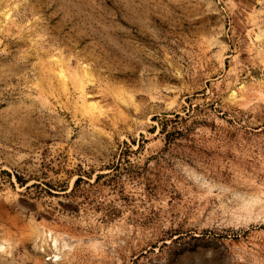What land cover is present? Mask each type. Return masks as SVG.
Listing matches in <instances>:
<instances>
[{
	"label": "rangeland",
	"instance_id": "1",
	"mask_svg": "<svg viewBox=\"0 0 264 264\" xmlns=\"http://www.w3.org/2000/svg\"><path fill=\"white\" fill-rule=\"evenodd\" d=\"M0 264H264V0H0Z\"/></svg>",
	"mask_w": 264,
	"mask_h": 264
}]
</instances>
